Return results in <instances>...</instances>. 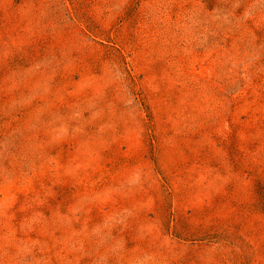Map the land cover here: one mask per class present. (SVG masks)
Here are the masks:
<instances>
[{"label": "rangeland", "instance_id": "obj_1", "mask_svg": "<svg viewBox=\"0 0 264 264\" xmlns=\"http://www.w3.org/2000/svg\"><path fill=\"white\" fill-rule=\"evenodd\" d=\"M0 264H264V0H0Z\"/></svg>", "mask_w": 264, "mask_h": 264}]
</instances>
